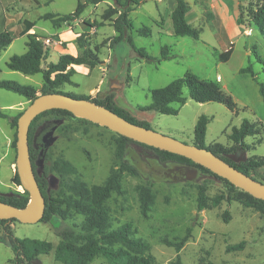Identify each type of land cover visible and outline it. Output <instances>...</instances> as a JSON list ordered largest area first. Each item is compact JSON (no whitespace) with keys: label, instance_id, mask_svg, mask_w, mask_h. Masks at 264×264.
Returning a JSON list of instances; mask_svg holds the SVG:
<instances>
[{"label":"rangeland","instance_id":"obj_1","mask_svg":"<svg viewBox=\"0 0 264 264\" xmlns=\"http://www.w3.org/2000/svg\"><path fill=\"white\" fill-rule=\"evenodd\" d=\"M83 1V0H81ZM129 18L134 29L146 26L150 29L148 36H138L135 30L129 35L136 48H141L155 58L147 62L139 59L131 47L121 41L114 43L116 35L110 20L103 19L104 11L113 6L112 0H104L98 6H87L82 12V21L92 27H86L85 40L91 49L96 50L100 64L91 72L72 76V85H64L59 90L63 93L94 97L99 81L104 82L99 92L112 91L117 104L128 110L138 121L165 136L172 137L186 144H192L193 129L200 115L209 118L205 143L207 146L221 144L232 146L229 139L232 128L238 127L242 120L261 124V134L244 140L250 146L248 151H237L231 159L243 162L248 159L264 158V104L259 94V84L264 87V36L248 17L247 7L256 0H185L189 6L186 14L187 23L199 32L198 40L175 36L171 23V11L174 0H136ZM77 0H54L47 7L23 12L29 18L40 12L58 10L61 13L74 11ZM29 0L0 1V34H14L15 24L9 15L12 9L22 10L29 7ZM241 6V9L238 7ZM4 11L8 13L5 14ZM79 20L62 23L65 27ZM81 23V22H80ZM80 23L78 26L83 28ZM73 30V29H71ZM74 31L73 40L65 43L64 53L77 54L74 43L79 34ZM71 35L70 32H65ZM44 44L50 49L52 42L58 38L46 36ZM62 38V41H67ZM26 38L14 39L13 44L4 53H0V80L15 81L21 85H30L39 89L42 85L40 74L24 75L11 71L6 62L12 55L26 52ZM72 45H68L71 44ZM168 48V60H161V49ZM228 51L227 61L222 56ZM259 56L262 63L257 59ZM57 53L42 63L45 67L56 62ZM76 67V66H75ZM250 67L251 74H241L242 68ZM190 73L200 80L212 81L236 105L234 111L224 105L208 102L197 103L188 98V91L183 90L187 101L184 105L170 104L177 110V115H162L153 111H141L139 107L151 102L150 91L163 88L171 81ZM253 75V76H252ZM40 95L37 93V96ZM20 102L19 108L6 112V119L0 118V181L11 184L9 177L15 172L16 151L12 148L15 128H11L9 119L22 112L30 103L22 96L0 89V110L12 109ZM48 134L46 146L42 138ZM5 136L9 137V148L5 147ZM117 135L109 129L92 123L77 115H48L39 118L33 125L32 147L38 154L35 160L36 174L42 176L47 171V193L55 197L60 189L59 177L49 171L57 157H63L73 164L80 179L88 187L101 185L112 168L119 167L120 161L114 158ZM39 139V140H38ZM136 152L143 153L142 159H151L153 155L135 146ZM7 149V154L5 151ZM9 162L12 172L10 173ZM13 164V165H12ZM13 166V167H12ZM10 177V178H11ZM254 180L264 184V169L251 175ZM137 185H147L155 193V201L147 217L139 211ZM15 192L23 193L19 186ZM122 194H111L104 202L112 228L129 223L134 237L148 243L147 255L153 257L154 264H169L178 258L182 264H264V213L244 207L238 201H226L234 198L233 191L217 177L199 174L193 180L147 182L142 176L132 177L126 174L121 178ZM203 187L209 199L223 198L217 206L198 211L196 199L198 188ZM10 195L8 189L0 193ZM228 213L224 223L222 214ZM82 216L71 214L57 229L47 223L22 224L11 223L13 235L20 239H35L49 242L53 250L48 255L37 257L33 264H61L54 260V249L59 243V232L63 229L78 232ZM186 241L180 249L169 246ZM244 242L241 251H227L226 247ZM13 254L3 243L0 226V264H12ZM90 264H107L103 259H95Z\"/></svg>","mask_w":264,"mask_h":264},{"label":"trees","instance_id":"obj_2","mask_svg":"<svg viewBox=\"0 0 264 264\" xmlns=\"http://www.w3.org/2000/svg\"><path fill=\"white\" fill-rule=\"evenodd\" d=\"M103 1L77 0L76 7L71 13L62 15L46 13L42 16V19L48 20L54 27H59L62 23L78 19L88 5H97ZM112 2L113 6H109L103 13V19L110 20L113 31L116 33L111 41L114 43L123 41L131 47L139 59L147 62L155 61L156 59L149 56L144 49L136 48L131 37L127 35L129 31L134 29L130 22L129 13L133 11L132 6L137 5L138 2L136 0H112ZM238 8L241 9V6ZM188 10L189 6L185 0H174V7L170 16L173 33L175 36L198 40L199 32L193 29L185 18ZM247 13L253 25L264 36V0H256L250 3L247 7ZM26 24V28H31L32 23ZM80 25L83 30L86 27H92L86 21H81ZM134 30L138 36H148L150 33V29L146 26H141ZM24 32L22 34H25ZM84 37L85 32L79 34L74 40L77 49L75 56L68 53L62 54L56 62H50L44 67L42 63L50 56L49 48L37 39V35L27 34L25 42L26 52L21 55H12L6 63V67L11 71L20 72L28 76L40 74L42 76V85L39 89H36L30 85H21L15 81L0 80V89L18 94L30 102L37 97V93L40 95L62 93L74 98L86 99L114 112L126 121L149 128L146 123L136 120L128 110L118 105L116 95L112 91L98 92L94 97H90L63 93L59 90L64 85L73 84L71 78L76 72L72 68L67 69L70 66H87L93 69L100 64L96 50L91 49L87 45ZM12 40L13 38L8 34H0V51L5 49ZM61 46L64 48L65 43H61ZM160 55L161 60H168V48L163 47ZM226 56H228V51L222 56V61H227ZM256 57L261 63L263 62L259 56ZM239 72L241 74L252 73L250 67L242 68ZM184 89L188 91V98L194 102L200 104L215 102L224 105L230 111L236 109L232 98L226 95L218 87L217 83L200 80L190 73L171 81L163 88L151 90L150 104L145 107H139V109L141 111H153L162 115L175 116L178 112L170 107V104L184 105L186 103L187 98L183 94ZM259 94L264 104V87L262 84H259ZM9 111L7 109L0 111V118L6 119V112ZM21 114L22 112H19L9 119L11 128L16 130L17 120ZM48 115L71 116L72 114L59 109L45 111L32 120L28 129L30 161L38 188L45 201V208L40 222L50 224L52 228L57 229L60 223L66 221L71 214L83 217L78 232L67 229L59 232L60 240L54 249V260L61 264H90L95 259H103L107 264H154L153 257L146 254L149 249L148 243L134 237V231L129 223L113 229L108 212L104 207V202L110 198L111 194H122V175L142 176L147 182L193 180L201 173L213 177L217 176L182 156L148 147L117 135L114 158L119 160L120 164L119 167L110 170L103 184L88 187L80 179L76 167L60 156L52 162L49 168V171L55 173L60 180L58 193L55 197H51L47 193L45 177L47 171L43 170L42 176L36 174L35 160L38 152L32 147L33 125L39 118ZM208 122L209 118L207 116L200 115L198 117L193 129L192 145L209 150L215 156L247 176L251 177L252 174H257L259 170L264 169V158L258 160L248 159L243 162H234L231 159V156L237 151L250 150V146L244 140L261 134L260 123H250L247 120H242L238 127L232 128L229 135L232 146L225 147L221 144L206 145L205 137ZM14 136L12 148L15 149L16 132ZM135 146L144 150V153H150L153 158L149 160L142 159L143 153L136 152L133 148ZM217 178L223 181L235 195L234 198L226 197L227 202L235 200L243 204L244 207L264 213V200L255 199L235 188L226 180ZM10 183L20 186L16 169L10 178ZM135 191L138 195L140 214L142 217H147L154 205L155 193L147 185H137ZM221 200H223L221 197L209 199L205 194V189L199 187L196 208L198 211L208 209L212 206H217ZM0 201L18 209H24L28 204L29 196L25 191L22 194L12 191L10 195L0 194ZM222 219L224 223H227V212L222 214ZM14 221L16 220H0L3 243L10 248L13 254L12 264H33L37 257L48 255L53 250L49 242L15 237L11 230V223ZM186 239L187 237H184L178 243L167 244L180 249ZM244 244L242 241L227 246L226 250L241 251L244 248ZM169 264L182 263L178 258H175Z\"/></svg>","mask_w":264,"mask_h":264},{"label":"water","instance_id":"obj_3","mask_svg":"<svg viewBox=\"0 0 264 264\" xmlns=\"http://www.w3.org/2000/svg\"><path fill=\"white\" fill-rule=\"evenodd\" d=\"M52 109L68 111L72 115L101 125L116 135L148 147L182 156L202 166L217 177L226 180L253 198L264 200V184L241 173L209 150L183 143L150 128L133 124L92 101L74 98L62 93H53L38 95L22 111L17 120L15 169L22 189L28 193L29 201L24 209H18L0 201V220L14 219L22 224H36L40 222L43 216L45 201L38 188L30 161L28 129L36 116ZM42 141L46 146L49 144L48 134L42 138Z\"/></svg>","mask_w":264,"mask_h":264},{"label":"crops","instance_id":"obj_4","mask_svg":"<svg viewBox=\"0 0 264 264\" xmlns=\"http://www.w3.org/2000/svg\"><path fill=\"white\" fill-rule=\"evenodd\" d=\"M0 1H2V0H0ZM7 1H10V0H7ZM20 1H22V0H16L17 3H20ZM29 1L32 3V5L29 7H26V8L22 7L23 9L19 10V11L14 9V8L12 9L13 11H12V13H10L11 15H9V17L13 18V22L15 24L14 34L16 33V36L14 35V37H12L13 38L12 42L5 49L0 51V53L1 52L5 53L10 48V46L13 44L14 39H21L24 37L26 38L27 34H35L38 36L37 39L42 41L43 43L46 41V39L43 40V38L46 36H54L55 38H58L59 40L57 41V44L54 45V41H53L49 50H50V55L52 52H55V53H57V57H59L60 55L65 54L63 52V50H65V49L62 48L61 43L70 42L71 40H73L74 39L73 38L74 31H76V29H78L77 33H79V32H82V33L91 32V31H87L86 29L83 30L80 26H78V24L84 18V17H82V14L79 17V20L75 21L72 24V27H65L63 24H61L59 27H54L48 20L42 19V16L46 13H52V14H58V15L65 14V13L59 12L58 10L57 11L51 10V11L40 12L35 17L29 18V16L23 15V12H20V11L29 12V11H32L34 8L35 9H41L42 7H45V6L47 7L48 5H50L52 2H54V0H29ZM88 6L96 7V6H98V4L97 5H88ZM4 13L7 14L8 12L4 11ZM26 23H32L31 28H29V29L26 28L27 27ZM71 29H73V30H71ZM23 32L25 34H22ZM65 32H70L71 35H68ZM62 38H67L68 40L66 39L67 41H62ZM68 45H72V43L68 44ZM68 54L73 55V56L76 55L75 53L74 54L68 53ZM75 66L76 67L70 66L67 69L72 68L76 72V74L87 73V72H91V70H92V69L88 68L87 66H77V65H75ZM0 73H1V70H0ZM103 82L104 81L102 79L99 81V83L97 85V89L95 90L97 93L99 92L100 87L102 86ZM22 104H23V102H20L14 106H9V107H12V109H7V110H10V111L17 110V108H19V105H22ZM0 111H2V110H0ZM5 140H6L5 147L8 149L9 144H10V139H9V137L5 136ZM7 149L5 151V155L8 152ZM9 168H10V173H11L12 169H11L10 162H9ZM0 173H1V169H0ZM10 177H9V179H10ZM8 189L15 191V188L11 187V184L6 185L5 183L0 181V193L4 192L5 190H8Z\"/></svg>","mask_w":264,"mask_h":264},{"label":"built area","instance_id":"obj_5","mask_svg":"<svg viewBox=\"0 0 264 264\" xmlns=\"http://www.w3.org/2000/svg\"><path fill=\"white\" fill-rule=\"evenodd\" d=\"M19 188H21V185L19 186Z\"/></svg>","mask_w":264,"mask_h":264}]
</instances>
